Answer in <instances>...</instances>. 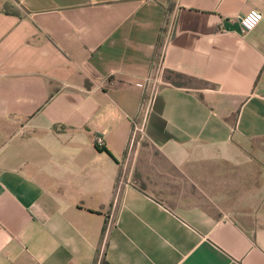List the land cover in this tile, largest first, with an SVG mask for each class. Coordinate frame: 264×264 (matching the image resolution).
I'll return each mask as SVG.
<instances>
[{
	"label": "crops",
	"instance_id": "0c3cea01",
	"mask_svg": "<svg viewBox=\"0 0 264 264\" xmlns=\"http://www.w3.org/2000/svg\"><path fill=\"white\" fill-rule=\"evenodd\" d=\"M0 264H264V0H0Z\"/></svg>",
	"mask_w": 264,
	"mask_h": 264
},
{
	"label": "built area",
	"instance_id": "2783aa9c",
	"mask_svg": "<svg viewBox=\"0 0 264 264\" xmlns=\"http://www.w3.org/2000/svg\"><path fill=\"white\" fill-rule=\"evenodd\" d=\"M262 17V12L259 11L258 9H251L245 14H243L241 18V22L243 24L244 29H251L253 28L258 21ZM141 132L144 131V125L138 126L137 127ZM98 143H102L101 139L98 141Z\"/></svg>",
	"mask_w": 264,
	"mask_h": 264
},
{
	"label": "rangeland",
	"instance_id": "374dc122",
	"mask_svg": "<svg viewBox=\"0 0 264 264\" xmlns=\"http://www.w3.org/2000/svg\"><path fill=\"white\" fill-rule=\"evenodd\" d=\"M144 129H145V126H144Z\"/></svg>",
	"mask_w": 264,
	"mask_h": 264
}]
</instances>
